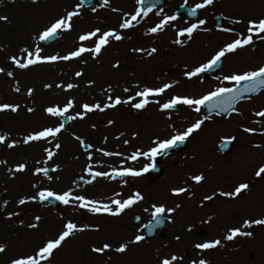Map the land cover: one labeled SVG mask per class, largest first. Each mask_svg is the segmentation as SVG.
Segmentation results:
<instances>
[{"label": "rangeland", "instance_id": "1", "mask_svg": "<svg viewBox=\"0 0 264 264\" xmlns=\"http://www.w3.org/2000/svg\"><path fill=\"white\" fill-rule=\"evenodd\" d=\"M126 0H110V8L118 9V12H112L110 8H100V0H95L93 4L97 11L93 13L91 7H83L81 16L74 18L73 31L70 33H60L57 41L50 47L43 46L42 56L60 54L64 55L78 46L79 35L94 30L101 31L109 29L118 30L121 17L125 13H132L137 7L128 5ZM166 4L152 11L146 18H140V23L136 28L124 31L122 34L125 39L121 42L113 41L106 50L103 51L99 62L91 59L87 63L83 61L60 62L50 67L43 78L35 70L21 71L9 70L2 65L10 64L8 58L0 55V68L7 71H14V78L10 79L4 74H0V103L19 104L21 106L18 114L0 113V135L8 134L11 139H19L29 131L41 129L44 126H52L55 121L50 120L43 112L46 106L57 103L63 106L68 98H74L77 107L72 112L80 111L79 105L82 103H104L106 102V93L103 91L109 85L112 86L113 96L126 97L135 93L136 89L132 85L139 84L141 88L161 87L165 83H172L175 86L161 97L162 101H167L172 95L190 96L200 98L208 94L217 87H228V83L221 84L214 77H223L225 75L241 74L252 71L260 66H264V48L260 52V57H251V51L257 44H263L264 40L255 38L252 45L245 49L238 50L235 53L227 54L222 58L219 68L210 74L207 78L204 74L200 77L188 81L186 85L176 87L181 81H186L183 76L184 69L188 70L207 62L225 44L236 38L234 34L219 31L216 27L215 19L220 16L222 27L235 28L230 20L235 19L237 8L230 1L215 0L213 6L199 10V21L206 20L203 26L209 29L204 31L198 29L191 40L186 36L180 37L184 46L174 49L169 45L168 31L173 37L177 38V32L187 28L192 23L186 21L183 17H177L170 25L166 26L163 32L154 36L145 35L150 27L160 22L163 16L175 15L179 6L187 5L193 7L202 0H165ZM8 4V7L1 12V7ZM57 4L53 11H42L43 5ZM78 0H0V16H7L8 21H0V31L7 37L8 41L0 40V51H6L7 57L12 54L19 55L21 47L34 46L32 39L39 31L66 11L73 10ZM159 11L160 16L155 13ZM47 12V13H46ZM249 18L255 19L259 12L255 9ZM10 16V17H9ZM99 17L92 18L90 17ZM216 16V17H215ZM247 16V15H246ZM256 16V17H254ZM248 18V16H247ZM260 18H264L262 15ZM89 19V20H88ZM258 19V18H257ZM27 20V21H26ZM79 20V21H78ZM81 20V21H80ZM26 21V22H25ZM1 24H6L2 29ZM169 33V32H168ZM130 37V39L128 38ZM66 40V41H64ZM163 40V41H162ZM162 41V42H160ZM174 41V40H173ZM160 42V43H158ZM67 43V44H65ZM87 45L94 46L91 41L84 42ZM176 45V44H175ZM151 47L157 48V53L152 57H147V50ZM133 48H143V53H133ZM172 52L180 59L173 58ZM188 52L184 58L182 53ZM7 62V63H6ZM120 63L119 71L112 69L111 64ZM73 64V65H72ZM90 65V70L83 68ZM44 66V65H42ZM40 66V67H42ZM39 67V66H38ZM62 67L63 69H61ZM57 68V69H56ZM36 69V68H35ZM76 71H83L84 75L77 80ZM94 81L92 87H86ZM19 82L22 94L12 91V88ZM78 83L79 87L73 89L70 93L61 92L55 89L56 83ZM178 82V83H177ZM53 84V89L44 91L43 84ZM97 86V87H96ZM232 85L231 87H233ZM35 89L34 95L37 98L27 101L25 97L27 88ZM129 87L131 91L124 93L123 88ZM85 88L92 89L94 92H86ZM6 94L5 100L1 97ZM238 102L234 107L240 113L236 115L231 112L226 117L212 115L210 121H206L202 129L194 133L186 142L182 151L178 149L166 156L157 157L154 162L159 165L160 172L154 175L145 173L143 176L135 177H117L115 180L97 178L92 184H85L81 181L90 179L85 172V166L88 163L93 164V171H122L124 169L141 170L146 165L153 163L141 156L138 160L132 161L131 155L137 150L148 151L152 147L153 139H165L172 135L173 129L169 125H174V129L182 131L188 127L197 117L180 121L185 106H178L169 115L172 119H165V114L157 111L156 105H150L143 113H134L126 107H121L119 111L108 110L105 113H92L84 121H73L66 125L67 131L59 137L62 149L54 158V162H49L43 167L59 166L58 172H50L53 177L50 189L56 192L68 190L70 187L85 197L110 203L111 199H126L133 192H140L144 201L134 205L121 217L113 218L107 216H94L86 210L79 208H66L58 203L57 207H42L38 204H28L22 208L17 207L20 198L31 196L35 190L31 185L37 182L41 188L47 187L49 182L43 177H33L30 172L16 174L15 179H10V167H15L18 163L27 162L30 169L34 168V161L43 156L42 147L30 146L19 147L16 150H9L3 146L0 153V160L7 163L0 165V205L8 201L7 207L0 210V220L4 222L5 230L8 231L0 238V244L7 246V253L0 254V264H10V260L22 254H31L45 240L55 237L62 229L63 223L71 220L78 226L99 227V232L78 233L74 238L67 241L63 247L55 252L51 264H159V260L171 255L183 257L182 260L174 264H192L194 260L203 258L207 264H264V226L251 229H242L251 231L252 237H238L229 242L223 240L230 228L240 227L244 220H255L264 218V199L253 201L252 196L259 192H264V179L257 178L256 171L264 166V118L259 119L260 128L253 134L244 133L239 128L246 122L247 116L253 111L264 110V101L260 100V93ZM27 107L35 108V112L29 115ZM263 107V109H261ZM161 114V118L155 114ZM152 114V122L148 117ZM201 115L204 110L201 109ZM114 123L106 126L108 121ZM93 125L95 127H93ZM124 133L123 136L120 134ZM73 134L80 136L87 143L91 144L93 160L87 161V153L79 147L78 142L73 139ZM120 137L116 139V137ZM105 137L107 142H105ZM135 137V138H134ZM235 137L233 148L229 154L223 156L218 152L219 144L222 139ZM124 141H128L127 144ZM10 142V141H9ZM7 143V142H6ZM260 145V147H253ZM100 148L109 152H119L121 156L104 157L102 153L96 152ZM209 164L211 173L201 184L178 185L172 171L189 170L188 165L199 164L198 169H191L192 174L201 173V161ZM237 176L241 184H248L246 189L237 199H225L220 196L214 187H210L208 180H213L216 185L220 184V178L223 175ZM186 187L189 191L182 196L175 197L171 195L173 189ZM122 193L121 197L115 196V193ZM264 195V193L262 194ZM206 196H212L213 199L205 201ZM165 205L167 208H175L177 204L181 207L170 217L174 222L166 223V228L162 234H158L151 240L142 242L141 245L130 246L126 254L119 255L114 252H108L103 257H96L90 254L92 246H101L108 242L113 246L126 242L137 234V229H142L151 221L152 205ZM149 209L145 212L144 209ZM13 211L20 212L19 216L12 220L5 219V215ZM35 216L42 217L38 230H29L21 226L34 222ZM140 217V223L134 224V217ZM211 217L210 222L204 223ZM192 227V231H187ZM1 229V227H0ZM1 232V231H0ZM179 235L180 241L175 237ZM1 237V236H0ZM191 239V241H190ZM220 239L221 246L206 252H199L193 245ZM190 241V242H189ZM149 250V251H148ZM147 253V254H145ZM111 256L112 259H108Z\"/></svg>", "mask_w": 264, "mask_h": 264}, {"label": "snow or ice", "instance_id": "2", "mask_svg": "<svg viewBox=\"0 0 264 264\" xmlns=\"http://www.w3.org/2000/svg\"><path fill=\"white\" fill-rule=\"evenodd\" d=\"M13 2L14 0H9ZM33 3H37V0H32ZM137 7L132 13H125L121 17V22L118 25V30L109 29L107 31H101V29L96 28L94 30L85 32L78 37V46L74 50L68 52L67 54L60 55H49L42 56L43 51L41 44L48 43L54 39L59 38L60 33H70L73 31L74 27V18L81 16V9L86 4H91V0H78V3L75 5L73 10L66 11L65 14L56 18L54 22H51L50 25L46 26L43 30L39 31L32 39L35 41V45L31 47H21L19 49V55L12 54L8 57L9 63L12 65L14 70L27 71L38 66L42 65H53L60 62H69V61H83L87 63L88 59L99 62V58L102 56L104 50L113 42H121L125 39V36L122 34L124 31L136 28L140 23V18H146L153 11L152 3L154 0H135ZM187 2V0H185ZM148 3L146 9H142L140 5ZM215 0H202L201 3H197L189 11V15L195 16L197 10L206 9L210 6H213ZM100 8H110V0H100ZM112 12H118L119 10L112 7L110 8ZM91 11L95 13L97 11L96 7H92ZM157 16H160L161 13L157 11L155 13ZM177 17L172 16H163L160 22L156 23L155 26L150 27L145 35L154 36L160 32H163L166 26L170 25L175 21ZM0 21L7 22V16H0ZM231 24L238 25L244 21L241 19H231ZM207 23L206 20L201 19L198 24H192L191 26L181 29L177 32V38L174 39L173 43L181 47L184 46L183 41L180 37H187L189 40L192 39L193 34L198 29H203L204 31H209V29L204 28L203 26ZM219 31L224 33H231L236 36L231 42L225 44L221 47L211 58L205 62L188 70L187 67L184 69L183 76L186 80L192 81L194 78L200 77L201 74L209 73L215 69L218 65L221 64L222 58L226 57L227 54L235 53L238 50L245 49L247 46L254 44L255 38L264 40V18L260 19H249L247 21V35L242 33H237L234 28L229 27H220ZM130 39V37H128ZM91 41L94 46L85 44L84 42ZM133 53H143L145 50L143 48H133ZM156 47H151L147 50V57H152L157 53ZM112 69L119 71L121 65L118 62L111 64ZM0 74L6 75L8 78H14V71H7L5 73L4 68H0ZM84 75L83 71H76L75 77L79 80ZM214 79L219 80L221 84L228 83L234 84L235 87H217L214 90L210 91L208 94L201 96L200 98H194L190 96H179L172 95L167 101H162L160 98L163 97L169 89H172L175 85L172 83H165L161 87L151 88L143 87L139 84L132 85V88H135L136 91L132 95L126 97L122 96H113L112 86L109 85L107 88H104L103 91L106 95V102L104 103H93L89 104L87 102L79 105L80 111L72 112L73 109L77 107V104L74 98H68L66 103L63 106H60L57 103H53L49 106H46L43 109L44 114L50 119L55 121L52 126H44L38 130L29 131L27 134L23 135L19 139H11L8 134L0 135V146H6L9 150H16L21 146L25 148L30 146H40L42 147L43 156L34 161L35 167L30 169L27 162L18 163L15 167H10L8 172L11 173L10 179H15L16 174H22L25 172H30L33 177H43L49 182L47 187L41 188L37 182H33L31 187L34 193L31 196L26 198H20L17 202V207L22 208L28 204H38L43 205L46 202H58L60 205L65 206L66 208H79L86 210L94 216H107L118 218L126 213V210L131 209L134 205H137L144 201L145 197L140 192H133L126 199H111L110 203L99 202L96 200L89 199L84 195H81L75 191L74 188L70 187L68 190L62 192H56L50 189L51 181L53 177L50 175V172H58L59 166L56 167H43L41 165H48L49 162H54V158L58 155L59 151L62 149V144L59 142V137L65 131H67L66 125L73 121H84L89 114L92 113H105L108 110H117L119 111L121 107H126L134 113H143L145 112L150 105H156L157 111L165 114V119L171 120L172 117L169 115L174 110H178V106H185L191 112L197 114L196 119L188 127L182 131H177L174 129V125H169V128L173 129V133L170 137L165 139H153L152 147L148 151L137 150L134 152L130 159L132 161L138 160L141 156L144 159L150 160L153 163L146 165L141 170H132L124 169L122 171L113 170L109 171H93V164L88 163L85 166L84 172L90 177V179L84 180L81 177V181L85 184H92L97 178L112 179L115 180L117 177H141L145 173L156 170L155 161L157 157L164 156L168 153L170 149L176 148L178 145H184L194 133L199 132L202 129V126L205 125L206 121L212 119L213 111L216 114L221 112H229L231 109L236 115L240 113L234 107V101L241 100L245 94H255L257 89L264 88V66H260L255 70L243 72L241 74H232L225 75L222 78L217 76ZM178 83V82H177ZM94 81H90L86 87H92ZM244 87H241V85ZM55 89H59L61 92L70 93L73 89L79 87L78 83H56ZM44 91L53 89V84L45 83L43 84ZM12 91L17 94L21 93V88L19 87V82L17 85L12 88ZM131 89L129 87H124L123 92L129 93ZM35 89L32 87L27 88L26 95L28 97H33ZM207 107V114L201 115V109ZM21 106L19 104H10V103H0V113H12L18 114L20 112ZM29 115H32L35 112V108L27 107L26 109ZM257 117L264 118V110L257 111L255 114ZM114 121L109 120L106 126H111ZM93 127H95L93 125ZM244 133L253 134L254 129L248 127L242 128ZM264 134V133H262ZM121 136L124 133L120 134ZM120 137H116L119 139ZM135 138V137H134ZM73 139L78 142L80 148H82L85 153H87V161L93 160L92 155V145L87 143L80 136L73 134ZM235 140V137L222 139V144L229 145ZM10 141V142H9ZM7 142V143H6ZM105 142L107 138L105 137ZM125 144L128 141H124ZM253 147H260V145H253ZM3 149L0 148V151ZM96 152L102 153L104 157L112 156H121L119 152H109L100 148L95 149ZM7 162L0 160V165H4ZM257 178L264 179V166L260 167L256 173ZM193 183L201 184L205 177L203 174L194 175L190 178ZM248 184L238 185L233 192L226 193L220 192V196L235 198L242 194V192L248 189ZM189 191L186 187H181L178 189H173L171 192L172 196L179 197ZM115 196L121 197L122 193L117 192ZM205 201H210L213 199L212 196H206ZM8 201H4L0 205V210L6 208ZM151 211V223L145 225L148 235H152L153 231L161 227L164 223H173L174 221L170 217L175 213V211L181 207L180 204H177L175 208H167L165 205H156L153 204ZM145 212H148L149 209L145 208ZM20 212L13 211L5 215V219L12 220L13 217L19 216ZM139 219V218H137ZM42 217L35 216L34 222H30L27 225H24L21 221V226L26 227L29 230H38ZM211 217L204 223L210 222ZM254 226H264V218L255 219V220H244L240 227L230 228L227 234L223 237L225 241H233L238 237H252L253 233L251 231H244L242 229H251ZM192 227H188L187 231L191 232ZM99 227H91L88 225L78 226L71 220L63 223L62 229L56 234L55 237L45 240L40 244L36 249L33 250L31 254H22L20 256L14 257L10 260V264H51L55 252L60 250L63 245L69 241L71 238H74L78 233L85 232H99ZM138 232H142V229H137ZM146 239L145 235L137 234L133 238L127 240L126 242L120 243L118 246H113L111 243L105 242L101 246H92L90 248V254L96 257H103L108 252H114L119 255L126 254L130 246L132 245H141ZM177 241H180L181 237L177 235L175 237ZM222 241L216 239L210 242L196 243L193 247L199 252H206L209 250L216 249L221 246ZM7 253V246L5 244H0V254ZM108 259H112L111 256ZM183 257H178L176 255H171L170 258H163L159 260V264H174L179 260H182ZM192 264H207V261L203 258L199 260H194Z\"/></svg>", "mask_w": 264, "mask_h": 264}, {"label": "bare ground", "instance_id": "3", "mask_svg": "<svg viewBox=\"0 0 264 264\" xmlns=\"http://www.w3.org/2000/svg\"><path fill=\"white\" fill-rule=\"evenodd\" d=\"M226 1H230V3H232V4H234L235 6H236V8H237V11H236V14H235V19H241V20H243L244 22L243 23H241V24H238V25H235V28H236V30L238 31V33H242V34H244V35H247V31H246V29H247V21L249 20V19H252V18H249L250 16H252V15H256V14H252L253 12V10L255 9L256 11H258L259 13V15H260V17L263 15L264 16V0H226ZM125 3H127L128 5H134V2H133V0H126L125 1ZM165 4H166V2H165ZM6 7H8V4L7 3H5V5L3 6V7H1V12H4V9L6 8ZM57 8V4L56 3H54V4H50V3H47V4H45V5H43V8H42V11H44V10H54V9H56ZM47 13V12H46ZM248 16V18H247V16ZM10 17V16H9ZM254 17H256V16H254ZM260 17L257 15V17L255 18V19H260ZM92 18H99V17H90V19H92ZM89 20V19H88ZM27 21V20H26ZM25 21V22H26ZM79 21V20H78ZM81 21V20H80ZM1 26H2V29L3 30H6L4 27L5 26H7L6 24H1ZM169 32V33H168ZM166 34L168 35H170L169 36V38H166V41H169V45L171 46V47H173L174 49H177V50H179V48L178 47H180L179 45H175L174 43H173V40H174V38L172 39V35L170 34V33H172V31L170 32V31H168ZM5 34L4 33H2L1 31H0V39L1 38H3V42H6V43H8V42H10V40L8 41V38L7 37H3ZM64 41H66V40H64ZM163 41V40H162ZM162 41H160V42H162ZM0 42H2L1 40H0ZM160 42H158V43H160ZM65 44H67V43H65ZM35 45V44H34ZM50 47V46H49ZM49 47H45V48H42L43 50L44 49H48ZM264 48V45L263 44H257L254 48H253V52L251 51V57L253 56V57H260L261 55H260V52L262 51V49ZM9 49H10V46H9ZM5 50L4 52H2V51H0V55H3V58L4 57H6V58H8L7 56L8 55H6L5 53H6V51H9L10 52V50ZM182 56L184 57V58H186L187 56H188V52H184V53H182ZM172 57L173 58H178V59H180L175 53H173L172 52ZM8 60V59H7ZM76 61H74L73 63H75ZM7 63V62H6ZM73 65V64H72ZM3 67H6V69H11L12 68V65L11 64H3L2 65ZM50 67H52V66H48V65H44V66H42V67H37L36 69L34 68V69H31V70H35V71H37L38 73H40L41 74V76H40V78H43L44 77V75L46 74V71L50 68ZM61 69H63L62 67H60ZM57 69V68H56ZM85 71H89L90 70V65H88V66H85L84 68H83ZM27 71H29V70H27ZM193 82V81H192ZM188 83V80H186V81H181L180 82V84L178 85V86H176V87H180V86H183V85H186ZM194 83V82H193ZM231 85H233V84H230V85H228V87L229 86H231ZM97 87V86H96ZM85 90H86V92H88V93H90V92H94V90H92V89H87V88H85ZM4 94V97H2V92H1V97H2V100H5V97H6V94L5 93H3ZM25 97H27L28 98V96H25ZM260 100H262V101H264V92L263 93H260ZM7 98V97H6ZM37 98V95L35 94L34 95V97H33V100L34 99H36ZM32 100V98H28V100L27 101H31ZM264 103V102H263ZM261 109H263V107H261ZM256 112L255 111H253V113H251L249 116H247V119H246V122L239 128V130L241 131L242 130V128H244V127H248V128H250V129H254L255 131H254V133L257 131V130H259V128H260V122H259V119H260V117H257V116H255L254 114H255ZM153 114H155L156 115V117H157V119L158 118H161V114H156V112H154ZM182 116H181V119H180V121H183V120H185V119H193V118H195L196 116V113H194V112H191L188 108L186 109V110H183L182 111V114H181ZM152 119H153V116H152V114L148 117V121L149 122H152ZM201 163V165H205V166H201V173L200 174H203V176L205 177V179H207L208 178V175H210V173H211V166L209 165V164H205V161L203 160V161H201L200 162ZM188 167L190 168L188 171L187 170H181L180 168L177 170V168H174L173 169V171H172V173H173V175L175 176V181L177 180V182H178V185H189V184H194L195 186H197V184H195V183H193L192 182V180L190 179L192 176H194V174H192L191 173V171H193V170H191V169H198L199 170V164L198 163H194V166H192L191 164L190 165H188ZM204 179V180H205ZM239 177H237V176H229V175H223L221 178H220V184L219 185H216V183L213 181V180H208L207 182H208V184H210L209 186L210 187H214L215 188V191H217L218 193H220V192H226V193H230V192H233L234 191V189L238 186V185H240L241 183L239 182ZM204 182V181H203ZM245 191V190H244ZM243 191V192H244ZM242 192V193H243ZM264 192H259V193H256V194H254L253 196H252V200L253 201H258V200H262V199H264V195H262ZM240 196V195H239ZM239 196H237V197H235V198H228V197H224L225 199H228V200H231V199H237ZM97 201H99V202H102V201H100L99 200V198H97ZM0 227H1V229H0V238L2 239L3 238V236H4V234H7V232L8 231H6V232H4V230H5V227H4V222H2L1 220H0ZM190 241H191V239H190ZM189 241V242H190ZM149 251V250H148ZM145 254H147V253H145Z\"/></svg>", "mask_w": 264, "mask_h": 264}, {"label": "water", "instance_id": "4", "mask_svg": "<svg viewBox=\"0 0 264 264\" xmlns=\"http://www.w3.org/2000/svg\"><path fill=\"white\" fill-rule=\"evenodd\" d=\"M93 0H91V2H92ZM163 4V0H154V2L152 3V7H158V6H161ZM143 9H146L149 5H148V3H145V4H143ZM187 11V13H188V16H189V9H187L186 7H182V8H179L178 9V12H177V14L178 15H180L182 12H186ZM190 17H191V19L192 20H196V17H197V13H196V15L195 16H192V15H190ZM216 21H217V26L219 27L220 26V22H221V19H220V17H217L216 18ZM51 41H49L48 43H50ZM48 43H45V44H48ZM219 66V65H218ZM217 66V67H218ZM214 70V69H213ZM212 70V71H213ZM211 71V72H212ZM210 73V72H209ZM241 87H244V85L242 84L241 85ZM261 89V88H260ZM260 89H257V91H259ZM250 95H252L251 93H249V94H245V96L244 97H248V96H250ZM243 97V98H244ZM237 101H234V104L236 103ZM205 108H206V110H207V107L205 106ZM232 110L230 109L229 110V112H221V113H219L218 115H221V116H226V115H228L230 112H231ZM214 113H216L215 111H213V113L212 114H214ZM206 114H207V112H206ZM184 146H185V144L184 145H178V147H180V149H183L184 148ZM231 144H229V145H222V146H220V150H222V152L223 153H227L230 149H231ZM0 148H2V146H0ZM174 149V148H173ZM173 149H170L169 151H168V153H170ZM167 153V154H168ZM160 171V167L158 166V165H156V170L155 171H150V173H158ZM48 204H50V205H55L56 203L55 202H52V203H48ZM138 220L139 219H136V222H138ZM164 226V225H163ZM163 226H161V227H159V228H163ZM159 228H157V229H159ZM157 229H155L154 231H153V233H152V235H148V233H147V229H145V235H146V237H151V236H153L155 233H156V230Z\"/></svg>", "mask_w": 264, "mask_h": 264}]
</instances>
